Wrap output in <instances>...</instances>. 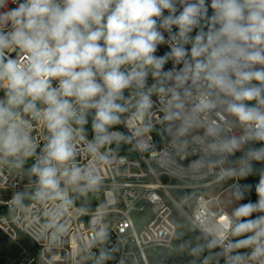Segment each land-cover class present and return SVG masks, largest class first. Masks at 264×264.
<instances>
[{
    "label": "clouds",
    "instance_id": "clouds-1",
    "mask_svg": "<svg viewBox=\"0 0 264 264\" xmlns=\"http://www.w3.org/2000/svg\"><path fill=\"white\" fill-rule=\"evenodd\" d=\"M0 185L29 264H264V0H0Z\"/></svg>",
    "mask_w": 264,
    "mask_h": 264
},
{
    "label": "trees",
    "instance_id": "trees-1",
    "mask_svg": "<svg viewBox=\"0 0 264 264\" xmlns=\"http://www.w3.org/2000/svg\"><path fill=\"white\" fill-rule=\"evenodd\" d=\"M253 179L254 176H251L244 183L252 184ZM23 248L33 250L34 246L30 239L25 236H21L18 242H13L0 230V264H11L20 256Z\"/></svg>",
    "mask_w": 264,
    "mask_h": 264
},
{
    "label": "built area",
    "instance_id": "built-area-1",
    "mask_svg": "<svg viewBox=\"0 0 264 264\" xmlns=\"http://www.w3.org/2000/svg\"><path fill=\"white\" fill-rule=\"evenodd\" d=\"M167 50H168L167 46H161L160 49L158 50L157 54L158 55H162ZM170 67H171V64L166 65V68H170ZM236 155L239 156L240 153H237ZM256 167L259 168L258 166H256ZM249 178H247L246 180H242L241 183L245 184L244 182L247 181ZM257 182H258V176H254L252 184L254 185ZM3 189H4V186L0 185V190H3ZM9 195H10V193H0V198L7 199L9 197ZM249 199H251L253 202H255L256 195H255L254 189L251 192V194L249 196ZM0 210H3V209H0ZM145 212H147V211L146 210L145 211H140L139 213H145ZM2 232L11 239L9 234L5 233L4 231H2ZM25 237H27V236H25ZM27 238L30 239L31 243L33 244V246H34L33 250H29V249L23 248V251L21 252L20 256L16 260H14L11 264H29V261L33 260L38 255L39 250H40V246L38 244H36L34 241H32L31 238H29V237H27ZM12 241L13 242H18L19 239L15 240V241L12 240Z\"/></svg>",
    "mask_w": 264,
    "mask_h": 264
},
{
    "label": "rangeland",
    "instance_id": "rangeland-1",
    "mask_svg": "<svg viewBox=\"0 0 264 264\" xmlns=\"http://www.w3.org/2000/svg\"><path fill=\"white\" fill-rule=\"evenodd\" d=\"M258 167H260V165H256ZM135 216H136V222L139 224V223H142L145 219H148V218H151V213H148V212H145V213H135Z\"/></svg>",
    "mask_w": 264,
    "mask_h": 264
},
{
    "label": "water",
    "instance_id": "water-1",
    "mask_svg": "<svg viewBox=\"0 0 264 264\" xmlns=\"http://www.w3.org/2000/svg\"><path fill=\"white\" fill-rule=\"evenodd\" d=\"M242 202H245V203H246V202H247V200H245V201H242Z\"/></svg>",
    "mask_w": 264,
    "mask_h": 264
}]
</instances>
